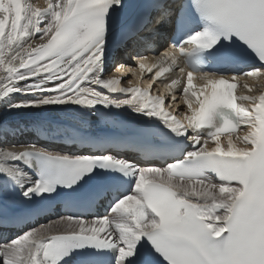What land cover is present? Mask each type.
<instances>
[{"label": "snow or ice", "instance_id": "snow-or-ice-1", "mask_svg": "<svg viewBox=\"0 0 264 264\" xmlns=\"http://www.w3.org/2000/svg\"><path fill=\"white\" fill-rule=\"evenodd\" d=\"M112 47L132 48L135 67L106 78ZM241 82L251 94H237ZM177 94L179 116L166 107ZM113 109L139 119L122 125ZM20 113L91 150L53 151L55 136L16 147ZM69 115L82 129L93 116L127 127L144 159L66 129ZM105 200V215L33 226L58 203ZM9 220L20 228L0 243L2 264H264V0H0V224Z\"/></svg>", "mask_w": 264, "mask_h": 264}, {"label": "bare ground", "instance_id": "bare-ground-1", "mask_svg": "<svg viewBox=\"0 0 264 264\" xmlns=\"http://www.w3.org/2000/svg\"><path fill=\"white\" fill-rule=\"evenodd\" d=\"M43 1L44 0H40V1L35 0L34 4L37 6H43V3H44ZM249 83H251V81H249ZM244 90H246L248 92V90L246 88H244ZM253 91H255V89ZM118 98H123V97H118ZM26 120H28V122H30L31 124L35 123L33 121V119L31 118V116L29 114H26V113H20L14 118V122H19V123L21 121H26ZM9 147H11V146H9ZM16 147L20 148L21 146H16ZM48 222H45V223H48ZM60 227H63V226H60ZM0 264H2V257H0Z\"/></svg>", "mask_w": 264, "mask_h": 264}, {"label": "rangeland", "instance_id": "rangeland-1", "mask_svg": "<svg viewBox=\"0 0 264 264\" xmlns=\"http://www.w3.org/2000/svg\"><path fill=\"white\" fill-rule=\"evenodd\" d=\"M37 1H38V0H37ZM39 1H40V0H39ZM31 2L34 4L35 0H32Z\"/></svg>", "mask_w": 264, "mask_h": 264}]
</instances>
